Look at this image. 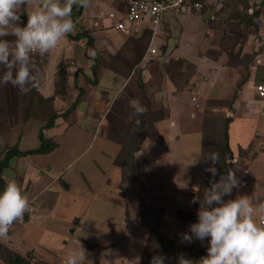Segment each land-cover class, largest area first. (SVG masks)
<instances>
[{
	"label": "rangeland",
	"instance_id": "obj_1",
	"mask_svg": "<svg viewBox=\"0 0 264 264\" xmlns=\"http://www.w3.org/2000/svg\"><path fill=\"white\" fill-rule=\"evenodd\" d=\"M191 1H200L201 9L166 12V24L154 40L156 57L148 63L144 55L151 33L143 30L145 21H138L139 32L134 34L93 25L95 12L124 7L128 0H90L74 33L87 30L94 37L92 46L87 45V38L73 41L66 37L74 47L80 45L93 65L96 62L97 70L89 69V81L79 67L75 74L82 81L75 77L76 82H69L67 67L75 61L63 54L59 72L64 70L65 74L58 75L56 68L59 92L57 85L46 86L44 95L57 92L60 112L80 96L86 98L87 103L80 108L86 112L88 104L91 115L81 111L70 117L67 114L69 128L61 125L51 131L58 145L54 150L12 158L3 174L6 182L20 187L33 206L38 205L36 209L52 210L42 226L27 230L23 220L8 234L24 247L25 242L35 246L44 238L49 240L54 245L45 249L49 263L63 264L62 260L74 249L79 250L81 243L87 255L84 264H142L148 249V229L141 215L148 212L147 206H156L160 230L174 241V247L163 256L164 264H179L181 256L195 264L192 252L207 238L203 242L194 238L190 247L182 240L189 229L179 221H190L181 217L180 211L194 207V189L198 190L206 174L200 131L207 116H241L249 96L240 89L233 109L230 101L249 71L255 72V79H251L255 85L263 81L259 77L264 74V69L260 72L264 66V0ZM39 6L40 0H32L21 12L27 15ZM255 12H260L256 19L251 17ZM7 39L12 42L15 38ZM90 50L96 55H89ZM35 69L38 74L37 66ZM3 71L0 66V75ZM33 91L19 94L18 105L9 102L11 96L0 99V159L18 140L21 149L40 145L38 131L44 124L43 116L36 122L23 115ZM132 101L146 108L135 125ZM257 113L259 131L264 133V115ZM263 143L264 134L254 135L250 147L232 149L233 159L227 156L228 161L240 164L242 187L238 194L254 201H264ZM129 144H138L140 149L127 163L129 174L124 180L119 158L124 164L123 150ZM134 172H138L136 178L130 176ZM2 245L0 264H7L1 257ZM95 248L103 249L96 254ZM31 258L34 263H46L41 255Z\"/></svg>",
	"mask_w": 264,
	"mask_h": 264
},
{
	"label": "clouds",
	"instance_id": "obj_2",
	"mask_svg": "<svg viewBox=\"0 0 264 264\" xmlns=\"http://www.w3.org/2000/svg\"><path fill=\"white\" fill-rule=\"evenodd\" d=\"M31 2L0 0V66L4 69L0 87L11 84L24 95L40 87L33 55L48 54L69 34H74L73 8L90 6V0H63V3L61 0H40V6L27 13V23L22 25L21 8ZM92 21L94 25V17ZM134 32L139 30L129 34ZM7 37L15 39L10 42ZM90 55L96 53L90 50ZM131 106L134 109L132 122L139 124L146 108L139 101H132ZM204 160L205 163L211 161L205 171L215 177L219 153L207 154ZM210 183L211 187L205 189L202 198L200 195L192 198L191 203H200L198 220L189 225L182 240L188 243L194 238L201 242L206 238L209 240L207 255L200 258L199 264H264V201H254L239 194L235 199L225 200L224 197L231 196L234 189L242 187L241 180L232 170ZM194 191L198 193L196 189ZM30 208L20 187L15 182H7L0 192V238L7 237L12 226L31 213ZM86 260V251L80 243L79 250L74 249L63 264H84ZM150 264H164V257L154 256ZM179 264H192V261L181 256Z\"/></svg>",
	"mask_w": 264,
	"mask_h": 264
},
{
	"label": "trees",
	"instance_id": "obj_3",
	"mask_svg": "<svg viewBox=\"0 0 264 264\" xmlns=\"http://www.w3.org/2000/svg\"><path fill=\"white\" fill-rule=\"evenodd\" d=\"M125 7L126 5L124 7L120 6L119 9H123ZM85 9L86 8L74 7L72 13V19L75 22H77V20L82 16ZM255 13L256 14L254 15L252 14L251 17L256 19V16H258L260 12L259 13L255 12ZM27 19L28 17L26 13L22 12L21 14L22 25L27 23ZM165 24H166L165 22L161 24L160 30H162ZM143 30H147V31L149 30L150 33L152 32L148 27L144 28ZM160 30L157 32L156 35L157 39L159 38ZM134 33H138V32H134ZM68 36L73 40H80L87 38L88 46H92L94 44V37L87 30L85 31L81 30L78 33L69 34ZM48 60H49V53L45 54L44 56L33 55V61L35 63V67L37 66L38 68L37 70L40 80V87L38 89H34L33 98L32 96L30 97V102L27 104L26 108L24 107V114H23L26 120L31 121V119H34L33 121L36 122L40 120L41 117L43 116L42 119L44 124L40 127L38 131V136L41 141L40 145L33 149L32 148L21 149L19 145L20 140H18L17 143L12 145L9 149L6 148L5 151H3V156L0 159V192H3L4 187L6 186L7 182L5 181L3 174L9 168L11 159L25 155H32V153H41V154L49 153L50 151L54 150L58 146L56 140L53 137L48 136L46 131L48 129L53 128L56 125V121L59 117L65 118L66 116H68L70 113L73 112V109L75 110L78 104L84 100V98H81L80 96V99H77L72 106L70 107L67 106L63 111L60 112L59 109L57 108V104H58L56 101L57 92L55 91L54 96H45L42 93L41 85H42L43 77L45 75L44 66L46 65ZM95 64L92 66L93 71L97 70ZM61 66L62 64L61 62H59L57 65L58 75L65 74L64 70L60 74L59 71L61 69ZM263 69L264 66H260V72L263 71ZM57 71H56V79H55V88L57 85V91H58L59 89H58V81H57ZM251 75L252 73L249 71L248 74L245 75L242 78V80L237 84L238 89L235 90L232 96L231 99L232 102L230 101L231 109H233L232 107L235 104L234 102L239 97L238 91L242 89V86L245 85L250 80ZM259 78H262V75ZM19 94H21L19 90L13 87L11 84L4 87H0V99L3 96H7L6 97L7 99L9 96H11V98L9 97L10 99H8L9 102H13L16 105L20 104L18 97ZM210 104L211 103H209V105ZM230 104L228 105L230 106ZM232 120L233 119L231 117H227V116L211 115V116H207V119H205L204 121L203 129L201 131V160L206 166H209L211 164V161H207V163H205L204 158L207 156V154L215 152V153H219L220 161L215 165V167L218 170V174L215 177H213L212 174L209 172H206V174L202 177L200 181V187L197 190L198 193L196 192L195 194V195H200L201 198L203 197V192L205 191V189L211 187L210 181L213 179L218 181L220 176L226 174L228 170H232L236 172V175L241 180L240 164L228 161V157H227L229 152L226 148V142L228 141V131ZM4 127L2 126L1 130H5ZM139 149L140 148L138 144L135 145L129 144L127 150L126 151L123 150L122 158L124 160V164L122 160L119 158L121 168L123 170L122 177L124 180L126 179L125 176L129 174L127 171V163L130 160L131 161L133 160L134 153L137 152ZM240 150L242 151L243 149ZM165 151L166 152L168 151V146L165 147ZM133 174H135V172L131 173L130 176L136 178L137 174H135V176ZM237 194H238V189H234L231 196H225L224 199L225 200L235 199ZM199 207H200L199 202L194 203V207L190 211H180L181 217L193 222H197L198 220L197 211ZM147 210L149 213L145 210L142 211V215H141L142 223L148 229V240H147L148 249H147L146 258L143 260L142 264H150L154 256L163 257L168 251V249L171 250L172 249L171 247H174V241H172L171 238H169L165 233H163L160 230L159 223L155 219V217L158 214L159 208L156 206H147ZM208 246H209V240L207 239L204 245H202L200 248L192 252V259L195 264H199L200 258L207 255ZM95 249L98 250V248ZM31 253H29L27 256H24L18 252L11 250L9 247L3 245L1 249V257L7 264H51L47 262L46 263L32 262L31 260L32 256H30Z\"/></svg>",
	"mask_w": 264,
	"mask_h": 264
},
{
	"label": "crops",
	"instance_id": "obj_4",
	"mask_svg": "<svg viewBox=\"0 0 264 264\" xmlns=\"http://www.w3.org/2000/svg\"><path fill=\"white\" fill-rule=\"evenodd\" d=\"M97 39L98 38L96 37V41H95L96 43H98ZM102 42H104V41H102ZM96 46H97V44H96ZM154 46L156 47V45H154ZM148 47H149V45H148ZM81 51L82 50H81L80 45L74 47V45L71 44V42L68 39H66V42H65V40H62V43H59L55 49H53L49 52V60L46 63V65L44 66L45 75L43 77L42 85H41V91L43 94L45 93L44 91H45L46 86H54L55 85L54 82H55V76H56V68H57L59 61L62 59L63 54L64 55L66 54V58H68V59H69V57L72 56L74 58V61H75L74 64L69 63V65L67 67V70H68L67 75L69 77V82H72L73 79H74V82L82 81V77L75 74L76 69L77 68L79 69V67L81 69H83V71L85 73V77L84 76L83 77L85 79H88L89 81H91L90 77H89L90 76L89 69L91 70V67L93 66L92 58H88L86 56V54L83 55ZM86 52H87V50H85V53ZM88 54L90 55V53H88ZM251 73H252V75H251L250 80L248 81L247 84H245V86L243 85V88L241 90L246 96H249L250 100H249V102H246L245 104L243 103V105H246L245 111H242L241 116L234 117V119L232 120V122L230 124V128L228 131V141H229V144L234 151H240V149H247L248 147H250L249 145L252 142L254 135L259 136V135L264 134V133L259 131L260 128L258 127V124H257V115H258L257 111H260L261 114L264 115V111H263L264 98H261L257 93V90H256L257 85H255V81H254L255 72L251 71ZM73 75H74V78L71 79V76L73 77ZM114 75L115 74H113V76ZM252 76H254V79L251 81ZM75 77H76V81H75ZM262 77H263V81L260 83H264V74L262 75ZM250 83H251V87H250V85H248ZM84 88H86V90L89 89V87H87V86ZM83 103H87L86 98H85V100H83L78 105V107L74 110V112L70 113L69 117L76 115L77 113H79V111H81L82 113H87V115H91L87 112L88 104L86 107V112L80 108ZM69 117L68 118L59 117L56 121V125L53 128L48 129L46 131L47 135L50 137H53L55 139V136L51 132L52 130L58 129L61 125H63L65 127V129L69 128V126L66 122V120H68ZM70 123L73 125L75 124L73 120H71ZM60 131L61 132L63 131L62 127L60 128ZM60 131L57 130L56 133L58 134ZM234 156H235V154H234ZM21 157H23V156H21ZM24 179H26L25 176H24ZM15 181L17 182V179ZM47 186L48 185H46L45 188ZM32 204L33 203L30 202V207L32 209V211H31L32 213H28V214L24 215V221L28 224L27 230L42 226L43 225L41 223L42 220L45 217H47V215L52 216V210L39 211V209L35 208L38 205L33 206ZM31 217H34L32 222H31ZM179 222H182L183 225H185L188 229H189V225L191 223H194L193 221H185V220H180ZM40 231L43 233V230H40ZM11 236H13V235L11 234L10 236L8 235L5 238H0V243H3L4 244L3 246H7L11 250L18 252L24 256H27L29 253L32 252L30 255L33 257H34V255H35V257L38 255H41L43 258H45V257L47 258V255H45V253H46L45 249H48V248L52 249V247L54 246V245H52L51 242H49V240L44 238L41 240L40 243H37L35 246L29 245V243H26L25 242L26 240H24V242L26 244V246L24 247V244L22 242L15 241ZM38 240H40V239H38ZM188 245H190V247H192V243H189ZM102 249L103 248H101L100 250H97V249L96 250L94 249V250L96 251V254H99ZM46 258H45L46 262L49 263V260H47ZM63 261L64 260H62V262ZM101 262H102V260H101ZM50 263L52 264L53 262L50 261ZM53 264H55V263H53Z\"/></svg>",
	"mask_w": 264,
	"mask_h": 264
},
{
	"label": "built area",
	"instance_id": "obj_5",
	"mask_svg": "<svg viewBox=\"0 0 264 264\" xmlns=\"http://www.w3.org/2000/svg\"><path fill=\"white\" fill-rule=\"evenodd\" d=\"M191 0H128L123 9L115 8L108 11H98L94 16V25L101 28H114L125 33L138 31V21H145L146 27L150 28L151 42L147 48L144 61L147 63L155 58L158 48L154 46L157 32L164 22L167 11L176 13L186 9L200 10L202 4L200 1ZM257 93L264 98V83L257 85ZM264 145V143H263ZM30 211L32 209L30 208Z\"/></svg>",
	"mask_w": 264,
	"mask_h": 264
},
{
	"label": "water",
	"instance_id": "obj_6",
	"mask_svg": "<svg viewBox=\"0 0 264 264\" xmlns=\"http://www.w3.org/2000/svg\"><path fill=\"white\" fill-rule=\"evenodd\" d=\"M226 148H227V150H228V152L230 154V158L233 159L235 156H234V153H233L228 141L226 142Z\"/></svg>",
	"mask_w": 264,
	"mask_h": 264
}]
</instances>
